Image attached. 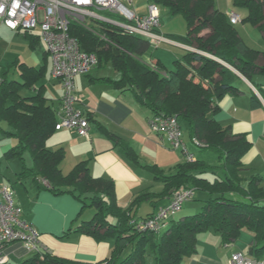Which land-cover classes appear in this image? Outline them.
I'll use <instances>...</instances> for the list:
<instances>
[{
	"label": "trees",
	"instance_id": "16d2710c",
	"mask_svg": "<svg viewBox=\"0 0 264 264\" xmlns=\"http://www.w3.org/2000/svg\"><path fill=\"white\" fill-rule=\"evenodd\" d=\"M163 1L173 13L184 15L189 26L186 39L195 41L197 48L211 53L219 61L190 53L192 59L201 62L195 71L178 62L176 69L166 72L160 62L149 64L142 58L152 45L147 38L105 25L100 32L106 39L101 38L97 30L78 23L72 25L71 31L86 51L96 53L97 64L110 62L121 74L115 85L134 88L140 102L153 114L176 115L179 120H185L190 136L200 140L198 146L217 154L216 166L202 159L185 160L169 172L150 166L155 178L164 183V191L159 196L173 194L184 187L204 193L205 198H199L203 205L198 212L170 219L161 231L138 229L133 220V209L148 199L149 192L137 195L127 208H121L116 203L113 181L94 178L84 161L65 175L60 168L64 148L52 150L46 145L56 130L57 117L52 105L47 103L42 90L34 95L21 93L24 86L33 84L43 72L25 64L20 65L22 80L2 79L0 83V135H14L18 139V144L6 153L23 159L25 151L29 150L34 165L32 168L24 166L21 178L33 174L47 179L48 183L41 185L44 188L55 194H76L83 207L95 208L94 216L77 228L97 240L115 237L113 253L97 264H184L186 257L198 252V237L202 232L214 230L224 242H231L244 228L254 233L250 254L261 258L264 255L263 178L242 174L247 169L242 157L250 149L251 142L245 134L233 133L231 125L223 126L216 120L219 107L214 100L237 90V73L223 62L252 81L255 72L264 73V64L258 63L264 52L244 42L213 0ZM235 2L247 7L245 20L264 27V0ZM205 27H211V33L199 35ZM30 32L23 31L26 35ZM252 99L255 107L261 106L255 95ZM87 117L89 119V113ZM3 121L9 127L4 128ZM125 151L139 162L132 148L127 146ZM207 172L218 175L209 178ZM244 181H248L246 185ZM87 189L91 192H84ZM19 264L89 263L58 257L44 250Z\"/></svg>",
	"mask_w": 264,
	"mask_h": 264
},
{
	"label": "crops",
	"instance_id": "0c3cea01",
	"mask_svg": "<svg viewBox=\"0 0 264 264\" xmlns=\"http://www.w3.org/2000/svg\"><path fill=\"white\" fill-rule=\"evenodd\" d=\"M213 1L215 7L225 13L229 22L235 26L244 42L251 48L264 52V27L252 24L261 32L262 37H258L259 33H254L252 29H248L245 25L249 22V20H245L248 14L247 7L236 4L235 0ZM152 3H155L160 11L161 25L158 32L168 38L169 41L150 45L149 51L142 54V58L147 63L160 62L163 69L168 72L176 69L177 63L181 62L195 71L201 62L192 59L190 53H199L220 60L211 53L197 48L195 41L186 39L189 26L184 15L173 13L163 0H132L130 7L137 14L146 15L149 12V5ZM232 11L240 15V22H231L229 13ZM239 23L243 25H239ZM11 31L14 30L4 23L0 26V33L6 34ZM14 32L16 35L22 34L30 43L34 40L33 47L38 40L43 39L38 30L31 31L29 35L23 31ZM210 33L211 27H205L199 32V35L208 36ZM12 59L0 46L1 80H22L21 64L38 70L41 69L43 75L41 74L33 84L24 86L21 93L34 95L42 90L47 103L52 105L58 121L63 93L59 99L54 101L46 94V86L42 82L45 77V66L39 67V63H41L39 61L15 60L12 64L17 66L16 71L20 77L17 75V78H10L5 75L4 70ZM107 63L110 62L97 64L90 73L77 75L75 78V93L79 98L78 107L86 114L89 113V136H80L76 131L68 128L56 129L47 139L46 145L52 150L64 148L65 155L60 163V168L65 175L69 174L77 164L84 161L94 178L113 181L116 203L121 208H127L137 195L149 192L148 199L143 200L140 205L133 209V220L138 221L154 214L160 207L168 205L172 197V194L159 196L164 191V183L155 178L154 170L150 166L167 172L166 167L168 165L179 164L186 159L181 160L184 156L181 148H171L168 139L150 127L149 118L153 112L140 102L136 90L128 85H115V82L120 80L121 74L113 66L111 72L102 70ZM258 63L264 64V54H261ZM223 64L237 73L238 79L235 82L237 90L229 91L219 99L215 98L214 102L219 107L215 113V118L223 126L231 125L233 133H241L247 136L251 142V147L242 157V162L247 168L242 174L246 177L261 175L263 178L261 185L264 186V73L255 72L251 81L238 73L231 65L226 62ZM52 78L57 80L62 87L60 80L55 78L53 74ZM253 95L261 102V106L255 107L253 105ZM181 121L182 119L180 120L182 126ZM183 141L189 149L184 137V130ZM127 146L138 155L139 162L126 153L125 147ZM179 150L182 153H178ZM33 165L34 161L29 168H32ZM24 166L26 165L24 164ZM17 181L23 184L25 192L18 193L16 203L23 208V216L34 225L40 234L39 250H35L27 242H12L5 247L7 260L4 264H19L44 250H48L58 257L89 264H97L111 256L115 247V237L97 240L77 228L84 221L90 220L94 214L89 218L83 216L84 208L89 207V205L83 207L76 194L69 192L55 194L41 186L48 183L47 179L34 177L33 174L23 178L18 174ZM155 182L162 184V186L159 185L158 191L151 189V185L153 186ZM247 182L244 181V184L246 185ZM84 192H91V190L87 189ZM197 194H199L198 198H205V194L201 191H198ZM87 203H89L88 200ZM144 203L149 204L150 207L142 212ZM92 208L95 213V208ZM242 230H244L242 233L244 239H247V253L244 252L243 242L241 243L243 245L233 244L235 240L224 242L219 233L209 230L210 237L205 238V242H201L204 246L198 247L196 254L186 257L184 264H230V255L239 252L256 258L257 256L251 255L249 251L254 233L247 228ZM199 239L198 237V243H200ZM208 239L210 240L208 241ZM223 247L229 248L226 253L222 252ZM260 257L258 259H263L264 255Z\"/></svg>",
	"mask_w": 264,
	"mask_h": 264
},
{
	"label": "built area",
	"instance_id": "2783aa9c",
	"mask_svg": "<svg viewBox=\"0 0 264 264\" xmlns=\"http://www.w3.org/2000/svg\"><path fill=\"white\" fill-rule=\"evenodd\" d=\"M132 0H0V19L12 30H38L46 42L47 52L53 58L52 74L62 84L63 96L56 129L68 128L80 136H89V119L85 111L78 107L79 98L75 93L77 75L90 73L97 65L96 53L86 51L71 27L78 23L96 31L90 22L99 27L97 34L105 26L119 28L131 34L147 38L158 45L168 38L158 32L161 25L159 7L152 3L146 15L137 14L131 7ZM232 23L241 21L235 11L229 13ZM1 83V76H0ZM150 127L166 137L173 149H182L186 161H195L183 141V129L176 115L154 113L149 118ZM200 145L197 137H192ZM192 187H184L173 192L170 203L160 207L154 214L142 220H134L138 229L161 231L170 219L182 208L186 200L194 197ZM15 241L27 242L39 250L40 234L34 225L23 216V208L16 203L14 190L8 184L0 183V264L6 262L5 247ZM230 264H264L258 259L242 253H234Z\"/></svg>",
	"mask_w": 264,
	"mask_h": 264
},
{
	"label": "rangeland",
	"instance_id": "374dc122",
	"mask_svg": "<svg viewBox=\"0 0 264 264\" xmlns=\"http://www.w3.org/2000/svg\"><path fill=\"white\" fill-rule=\"evenodd\" d=\"M235 9H236V7H235ZM236 10H238V9H236ZM2 24L3 23L1 22V19H0V26ZM90 24L94 27V29L99 30L98 26H96L94 23L90 22ZM241 24L242 23H239V25H241ZM245 25L248 27V29H252L254 31V33H259L258 37H262L261 32H259L256 28H254L252 23L247 22V23H245ZM0 36H1L0 46H1L2 50L6 51L8 57L13 58L10 61L9 65H7V67H5V70H4L5 75H8L10 78H17L16 77L18 75V72L16 71L17 66L12 64V62L15 60L25 61L27 59L30 61H39V62H41V63H39V67L42 65L45 66V77L43 78L42 82L45 83L46 94L50 98H52L53 101L56 99H59L63 93L62 87L58 83L57 80L52 78L53 58H52L51 54H49L47 52L46 42L43 39L38 40L35 44V47H33L31 45L30 41H28L26 39V37H24L22 34L16 35V33L14 31L7 32L6 34L0 33ZM251 42H253V41L251 40ZM254 48L259 49L258 47H254ZM19 56H21V57H19ZM17 57H19V59H17ZM175 65H176V63H175ZM18 68H19V66H18ZM112 69L113 68H112L111 63H107L106 66L104 68H102L103 71H110V72L112 71ZM9 74H11V75H9ZM18 77H20V76L18 75ZM181 122H182V127L184 130L185 140L188 143L189 149L192 152H194L195 159H202V160H205L208 164H210L212 166H216L218 164L217 154L213 151H210V150H202L198 145H196L192 141V139H191L192 137L189 134V127H188L187 122L185 120H182ZM2 126L4 128L9 127L8 124L4 121L2 122ZM17 144H18V139L14 135H10V136L0 135V182L6 183L10 187H12V189L14 190L15 200L18 196V193L25 192L23 184L21 182L17 181L18 174H20V172L22 171V169H23L22 167L24 164L28 167L32 166V164H33V158H32V155H31L29 150L25 151L24 160L18 156H10L6 153L10 148L16 146ZM178 153H182V152L179 150ZM183 159H185L184 156H183V158H181V160H183ZM176 164L177 163H174L173 165H168L166 167L167 172H169L170 169L174 168L176 166ZM206 175L209 176V178H214V177H216V175H218V173H216V175H215L213 172H207ZM159 185L162 186L161 183L155 182V183H153V186L151 185V189L154 191H158ZM197 193H198V191L195 193V195L192 199L186 200L183 203L182 208L175 215L176 218H180L181 216L186 215V214L198 212L201 209L203 202H201L199 200V198H198L199 194H197ZM142 207H143V209L141 211L145 212L147 210V208L150 207V205L144 203V205ZM82 214L86 218H89L92 216V214H94V209L91 206H89V207L86 206L84 208V211L82 212ZM243 232H244V230L241 231L240 236L237 238V240L234 241L233 244H236V243L240 244V245L244 244V247H243L244 252L247 253L248 252V246H247V241H246L247 239H244V234H242ZM249 233H250V231H249ZM204 235H206V237H204ZM209 237H210V234L208 231H206L202 235H200L199 236L200 243H198V247L202 248V246H204V245H202L201 242H203L205 240V238H209ZM210 239H208V241ZM242 242H243V244H241ZM228 249L229 248L223 247L222 252L226 253V251ZM230 257H232V256L230 255ZM151 259H152V257H150V261L148 260L149 263L152 262Z\"/></svg>",
	"mask_w": 264,
	"mask_h": 264
}]
</instances>
